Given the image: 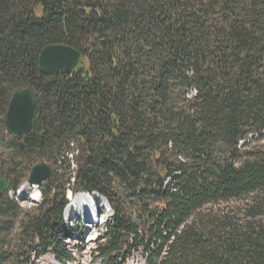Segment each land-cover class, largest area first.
<instances>
[{
	"label": "trees",
	"instance_id": "1",
	"mask_svg": "<svg viewBox=\"0 0 264 264\" xmlns=\"http://www.w3.org/2000/svg\"><path fill=\"white\" fill-rule=\"evenodd\" d=\"M58 44L82 58L49 77L39 57ZM27 88L32 129L13 137L5 116ZM251 138L264 139V0H0V178L16 192L52 168L33 209L0 196V264L75 261L69 187L112 208L101 264L136 251L264 264V147ZM251 197L242 218L214 211Z\"/></svg>",
	"mask_w": 264,
	"mask_h": 264
},
{
	"label": "built area",
	"instance_id": "2",
	"mask_svg": "<svg viewBox=\"0 0 264 264\" xmlns=\"http://www.w3.org/2000/svg\"><path fill=\"white\" fill-rule=\"evenodd\" d=\"M70 157L73 158V155ZM31 191L33 193L29 194L30 192H28L26 196L21 190L11 191L9 195L20 205L23 201L30 206H35L41 201L40 188L36 187ZM36 191L38 198L33 196ZM66 198L68 205L64 212V221L76 232L73 235L71 233L66 241L68 248L73 250L74 264H101V261L95 259L94 252L97 250L98 244L104 241L106 222L113 217L111 206L105 198L97 193H80L70 187L67 190ZM105 213L106 215H104ZM124 264H146V260L142 251H136Z\"/></svg>",
	"mask_w": 264,
	"mask_h": 264
},
{
	"label": "water",
	"instance_id": "3",
	"mask_svg": "<svg viewBox=\"0 0 264 264\" xmlns=\"http://www.w3.org/2000/svg\"><path fill=\"white\" fill-rule=\"evenodd\" d=\"M82 53L68 45H50L43 49L39 57L42 74L53 77L61 71L75 70ZM37 108L34 92L27 88L13 95L5 116L8 135L17 137L28 135L32 129ZM52 176V168L45 162L35 165L28 176L23 190L27 187H40ZM11 190V181L0 178V196Z\"/></svg>",
	"mask_w": 264,
	"mask_h": 264
},
{
	"label": "rangeland",
	"instance_id": "4",
	"mask_svg": "<svg viewBox=\"0 0 264 264\" xmlns=\"http://www.w3.org/2000/svg\"><path fill=\"white\" fill-rule=\"evenodd\" d=\"M249 146L251 149H261L264 147V139L263 140H255V139L253 140L252 139ZM1 155H2V151L0 150V156ZM25 183L19 188V190H21V188L25 185ZM30 188H32V187H30ZM29 192H30L29 194L33 193L31 190ZM33 196L37 197V194L34 193ZM252 200H253V197H251V199H249L247 201H234L231 203L221 204V205H218L217 207H215L214 211H218V212H221L223 214L231 213L232 215H235L237 217L242 218V217H244L243 216L244 209L247 207L248 204H252ZM21 206L25 210L33 209V205L30 206L28 203H24L23 201L21 202ZM109 214H107V215H109ZM104 215H106V213ZM40 257L35 259L36 264H52V263H50V259L53 258L51 254L42 256L41 258ZM40 259H42V260L40 261ZM74 263H75V261H73L72 264H74Z\"/></svg>",
	"mask_w": 264,
	"mask_h": 264
},
{
	"label": "bare ground",
	"instance_id": "5",
	"mask_svg": "<svg viewBox=\"0 0 264 264\" xmlns=\"http://www.w3.org/2000/svg\"><path fill=\"white\" fill-rule=\"evenodd\" d=\"M35 194H37V197L36 196H34L35 198H38V193L37 192H35ZM91 203V202H90ZM52 262H54V260L53 259H50V263H52Z\"/></svg>",
	"mask_w": 264,
	"mask_h": 264
}]
</instances>
